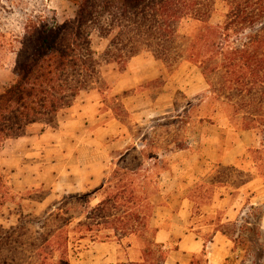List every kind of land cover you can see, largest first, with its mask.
<instances>
[{"label":"trees","instance_id":"obj_1","mask_svg":"<svg viewBox=\"0 0 264 264\" xmlns=\"http://www.w3.org/2000/svg\"><path fill=\"white\" fill-rule=\"evenodd\" d=\"M68 1L77 7L73 19L61 24L36 20L26 25L28 31L24 30L27 34L21 41L14 80L0 90V149L7 139L22 136L31 123L55 126L58 112L93 84L92 75L100 80L89 41L90 33L97 29L106 35L117 30L111 43L116 39L124 48L128 43L147 45L145 33L154 32L153 40L158 46L154 54L162 59L169 55L167 45L182 40L183 48L170 57L197 65L211 87L209 92L224 99L222 102L230 107L231 119L238 127L259 129L264 135V0ZM219 1L225 10L219 21L211 23ZM183 20L192 21L193 25L181 35L178 26ZM124 34L127 35L123 42ZM137 53L133 47L118 48L112 52V59L125 63ZM132 148L129 144L110 155L108 168L114 167L110 176L108 171L104 174L99 187L69 194L46 211L38 219L44 225L41 230L29 233L24 224L9 228L0 225V264H69L64 228L70 221L63 210L72 203L82 209L75 227L80 238L89 235L92 241L103 242L135 236L142 243V259L123 264H145L154 252L163 264L169 250L155 242L156 229L150 225L154 215L150 197L157 191L153 190L152 195L146 191L151 175L140 169L144 154L140 149L131 154ZM259 151H247L252 168L254 155ZM120 158L123 159L117 161ZM162 162L163 159L156 160L161 171H165ZM216 168L227 173L217 172L208 182H201L190 198L201 200L205 197L202 192L205 194L213 186L238 188L251 179L249 171L244 173L235 166L218 164ZM2 171L0 168V206L8 193ZM256 172L264 179V150ZM205 184L207 189L200 193ZM93 199H97L94 204ZM263 213L259 205H250L238 220L214 229L230 238L232 253L242 251L237 263L226 257L223 264H263ZM104 230L110 234L99 235ZM189 264H208L205 247L193 254Z\"/></svg>","mask_w":264,"mask_h":264},{"label":"rangeland","instance_id":"obj_2","mask_svg":"<svg viewBox=\"0 0 264 264\" xmlns=\"http://www.w3.org/2000/svg\"><path fill=\"white\" fill-rule=\"evenodd\" d=\"M215 9L216 13L212 16L211 23L220 20V15L225 10L224 4L217 2ZM76 10L77 7L68 0H0V90L6 84L8 85L15 72L18 53L22 46L21 41L24 40V34L25 36L27 34L24 30L28 31L26 25L36 20L61 24L73 19ZM192 25V21L183 20L178 26V32L181 35L186 34ZM116 32L117 30H114L113 33L106 35L105 31L97 29L93 30L89 36L90 49L98 63L100 80L92 75L93 84L85 90L97 88L102 106L94 126L90 125V129L82 134V138L86 140L83 142L86 143L83 146L84 149L78 153L79 157H74L72 161L55 155L60 152L58 150L50 151L51 155L46 165L50 166V163L55 162L58 174L63 173L57 183L53 182V176H51L52 167H46L47 185L41 186L24 181L22 174H25L27 170L25 167L21 172L18 170L19 173L10 168L3 170L1 175L8 193L0 206V225L9 228L24 224L29 233L41 230L44 225L38 219H41L54 204L57 205L68 197L67 195L74 194L70 191L69 185V181L73 180L71 178L73 174L67 175L66 169L69 170L72 166L78 167L83 172H89L91 168L100 170L106 168L105 173L108 171L110 176L114 166L110 165L108 168V165L107 167L100 165L102 161L109 160L108 153L102 150L101 145L111 144L110 149L115 150L130 144L133 147L131 154L138 153L139 149L144 154L140 169L149 171L151 175V185L146 187V191L151 195L155 190L157 191L150 197L154 205V213L155 205L159 203L170 202L173 207H180L181 195L189 190L187 193L189 201L183 202L179 218L182 217L184 223L194 227V230L201 234L202 240L207 242L211 238L213 229L220 224L238 220L244 211H248V207L241 210L239 207L244 201L247 204L249 199H245L244 194L238 199L237 192L233 191L230 185L232 199L223 203L219 202V195L227 193V190H218L213 186L204 194L202 190L207 189L208 184L202 185L199 192H202V196L205 197L201 200L190 198L191 192L201 182L203 184L208 182L217 172L227 173L225 169L216 168L217 160H210V157L218 154L220 158L226 150L236 144L239 145L237 149L241 152L236 156L237 160L236 157L234 158L233 166L244 173L249 171L251 178H254L259 156L264 150V135L259 129L242 130L238 127L235 120L231 119L230 107L223 104L224 99L219 96L214 97L209 92L211 87L197 65L188 60H180L178 57H170V54L179 52L183 48L182 40L178 41L180 40L178 39L167 45V49L170 50L169 55L162 59L154 54V50L158 48L153 40L156 35L154 32L145 33L147 45L142 42L128 43L125 44V48L120 46L116 39L113 40L112 45L111 39ZM124 37L121 38L123 42L126 40ZM130 47L138 50L136 55H139L137 58L139 61L135 60L136 63L130 69L132 72L130 75L136 77L138 81L133 87L122 88L128 84L124 83L126 81L123 82L120 77L128 62L114 61L112 52L118 48L127 50ZM112 116H116L119 122L112 120ZM120 124L123 126L120 127ZM106 126L111 127L110 130L101 134L100 127ZM95 130H99L95 135L100 132L98 134L100 136L92 142L90 137L94 136ZM252 145L256 149H261L254 155V168H252V162L247 159V151L252 148ZM176 146H181L182 149H177ZM91 149L94 150L93 155H91ZM9 155L7 151L3 154L5 157ZM52 157L57 158L51 160ZM122 159L117 161L120 162ZM158 159H163V168H167L165 171H161L156 163ZM223 164L227 165V163ZM38 168L39 166H36V169ZM83 175L84 173L77 177L74 183L81 185ZM170 175L180 180H188V184H180V182L177 184L178 180L176 182L170 180L167 185L170 193L159 196V192L165 189L164 180L168 181L166 179ZM261 180L254 182L251 188L254 201L259 202L258 205L264 211V184ZM93 190L89 189L88 192ZM97 199H93L92 203H96ZM231 203L235 205L233 208L237 211L230 210L227 215H224L226 211L223 208H228ZM67 207L68 209H64L63 212L67 214L66 217L70 221L64 228L68 236L66 249L69 264H121L119 260L127 257L128 250L132 251L130 258L142 259V243L135 236L125 237L119 241L115 238L107 239L109 246H101L102 248L95 246V242L101 241H92L89 235L80 238L75 227L82 209L77 208L74 203ZM167 213H157L156 216L162 219L164 227H168V219L171 217V214ZM230 216H233L232 221L223 222ZM260 224L264 242V213ZM106 233L109 231L104 230L99 235L104 236ZM175 241V239L170 240L165 248L172 250L175 247ZM236 257L240 258L236 259ZM241 257L240 250L228 254L231 263H237ZM262 262L264 264V258ZM145 264H161L158 253H151V256L145 259Z\"/></svg>","mask_w":264,"mask_h":264},{"label":"crops","instance_id":"obj_3","mask_svg":"<svg viewBox=\"0 0 264 264\" xmlns=\"http://www.w3.org/2000/svg\"><path fill=\"white\" fill-rule=\"evenodd\" d=\"M137 58H139V55L132 57L128 61L126 69L121 72L120 77L123 79L122 81H126L124 83H128L122 88H129L136 85L138 79L130 75L132 73L130 69L132 68L134 63H136L135 60L139 61V59ZM14 77V74H12L11 80L8 84L13 82ZM100 100V93L98 92L97 88L82 90L75 96L69 106L65 107V109H61L58 112L57 122L55 126H50L39 122L29 124L22 136L13 139H7L1 146L0 168L2 170L10 168L14 172H18V170L21 172L22 168L25 167L27 170L25 171V174H22L24 181L28 183L34 182L36 183V186H41L43 184L47 185L46 178L48 177V173L46 167H52L51 176H53V182L57 183L58 181H60L63 173L61 172L60 174H58L59 171L55 168L57 163L53 162L50 163V166L46 165L49 155H51L50 151H60L58 152V154L55 153V155H58L59 158L65 157L69 159V161L74 160V157H79L80 154L78 153H80L84 149L83 146H85L86 144L83 143L86 140L82 138V134L84 133V131L90 129V125L93 127L96 123V120H98L99 118L98 113L100 110V106H102V102ZM112 120L119 122L116 116H112ZM119 126L121 127L123 126V124H120ZM110 128L111 127L109 126H106L105 128L100 127L101 134L104 132L107 133ZM95 131L96 132L94 133V136L90 137V141L92 142L95 141V139H98L100 136L98 135L100 132L95 135L99 130ZM242 134H244V132ZM79 141L80 143L78 144ZM110 146L111 144L107 143L101 145L102 150L105 153H108L109 156L108 161H102L100 163V165L102 166L106 165L107 167L110 162V155L118 150L125 148L127 145L120 148L118 147V149L115 150L110 149ZM237 146L239 145L236 144L232 148L226 150L223 155L220 156V158L218 154H214V156L212 155L210 157V160H217V165H225L223 163H227V165L233 166L234 158L241 152L238 151ZM252 148L255 147L252 145ZM6 151L8 154H10L9 157L3 156L4 152ZM67 152L69 153L67 154ZM93 152L94 150L91 149V155L94 154ZM56 158L57 157H52L50 159L53 160ZM92 158H94V156ZM237 159L238 158L236 157V160ZM36 166H39V168L36 169ZM105 170H100L99 168H91L89 172H83L78 167L75 168L70 166L69 170L66 169L67 175L73 174L71 176L73 180L69 181V185L71 187L70 191L74 193H86L89 189H95L99 187ZM53 171H55V173H53ZM80 171H82V173H80ZM83 173L84 175L81 179L83 183L81 185L74 183V181H76L75 179L77 177H80ZM260 179H262L261 182H263L264 184L263 177L256 173V176L254 178L249 179L238 188H233V191L237 192L236 195L238 199L242 194L245 195V199H249L247 204H245L244 201L240 205V210L242 208H247L250 205H258L259 202L254 201V195H252L253 189L251 187L254 182L260 181ZM166 180L168 181L164 180L165 189L163 192H159V196H164L170 193V191H168L170 190V188L167 189V185L170 180L171 182H176V180H178V182H176L177 184L179 182L180 184H186L188 182V180H180V178L171 175ZM54 186L55 185L53 184V187ZM216 188H218V190H227V193L224 192L219 195V202L223 203L224 201H229L232 199V189L230 186L226 185ZM188 191L189 190H187V193ZM187 193L181 195L182 204L180 205V207H173L170 202H167V204L159 203L157 206L155 205V213L151 219L150 224L153 228L156 229L154 233L155 242L161 243L164 245V247H166V243H168L170 240H176L174 243L175 247L172 250H169L167 257L163 261V264H189L193 254L199 253L204 247L206 250L208 264H222L224 259L228 257V254L232 253V241L226 235L222 234L219 231H214L213 229L211 238L208 239L207 242H205L204 240H202L200 236L201 234L198 231L194 230V227H191V225H189L188 223H184L182 217L179 218L180 210L183 208V202L189 201ZM232 203L229 204L228 208H223V210L226 211L224 215H227L230 210L234 212L237 211V209L233 208L235 205ZM244 205L246 206L244 207ZM166 212H168L167 214H171V217L168 219V227H164L162 225V219L156 217L157 213ZM232 220L233 216H230L228 218H225L223 222H230ZM108 244L109 243L106 241L98 243L95 242V246H98L100 248H102L101 246L107 247L109 246ZM128 248L131 249L132 247ZM130 252L132 251L128 250L127 257L119 260L120 262H122L121 264L139 260L130 258Z\"/></svg>","mask_w":264,"mask_h":264}]
</instances>
